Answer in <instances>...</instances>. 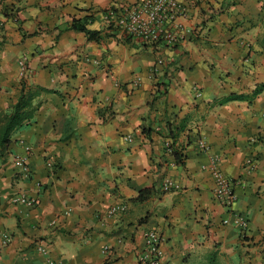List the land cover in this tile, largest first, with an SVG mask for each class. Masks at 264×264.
Wrapping results in <instances>:
<instances>
[{"label": "crops", "instance_id": "0c3cea01", "mask_svg": "<svg viewBox=\"0 0 264 264\" xmlns=\"http://www.w3.org/2000/svg\"><path fill=\"white\" fill-rule=\"evenodd\" d=\"M139 1L0 0V107L12 112L23 91L36 105L0 158V264H140L149 230L162 264H264V0L189 3L178 43L156 47L109 28L106 11ZM89 15L100 41L67 28ZM216 169L234 183L231 208L214 194ZM167 177L180 190L164 192ZM22 193L35 204L14 203ZM119 201L127 209L109 216ZM233 212L247 230L223 223Z\"/></svg>", "mask_w": 264, "mask_h": 264}, {"label": "built area", "instance_id": "2783aa9c", "mask_svg": "<svg viewBox=\"0 0 264 264\" xmlns=\"http://www.w3.org/2000/svg\"><path fill=\"white\" fill-rule=\"evenodd\" d=\"M198 0H140L135 5L129 7L125 11L115 9L109 10L105 15L106 19L110 20L114 27L119 29V36L122 38L132 37L134 41L148 44L151 46L158 45H176L179 41V34L176 30L177 20L188 14L189 3H194ZM165 64L163 58L156 60L157 71L159 66ZM21 76H24L27 70L25 59L19 61ZM134 84L139 85L140 79H134ZM172 140H167L165 146L171 152L170 145ZM198 145L202 150H208L209 146L203 137H199ZM28 156H18L15 158V163L25 178L31 177V169L27 163ZM51 166L52 164L49 163ZM214 176L216 185L214 194L226 207L231 208L236 201L237 194L235 192L234 183L231 179L225 176L221 171L215 170ZM162 189L164 192L178 191L180 185L171 178H166ZM14 203H23L28 206L35 204V199L27 194H19L13 197ZM127 209L125 201H119L112 204L108 210L109 216L122 214ZM224 224H231L239 227L242 231L248 229L249 221L246 215L233 212L229 217L223 220ZM3 242L8 243L10 237L8 234L3 235ZM162 239L156 230H149L145 233V248L142 251L139 262L140 264H162ZM38 251L47 253L41 244L38 245ZM108 250V247L105 248ZM52 262L50 261L49 264Z\"/></svg>", "mask_w": 264, "mask_h": 264}, {"label": "trees", "instance_id": "16d2710c", "mask_svg": "<svg viewBox=\"0 0 264 264\" xmlns=\"http://www.w3.org/2000/svg\"><path fill=\"white\" fill-rule=\"evenodd\" d=\"M109 12L106 11L104 14L106 15ZM94 17L89 15L85 16L80 19H74L71 24L67 27L70 29H74L77 31L85 32L88 36L89 39L91 40H96L100 41L104 37V31L103 30H95L89 28V25L94 22ZM111 22V21H110ZM114 25L111 22L109 28L112 30ZM115 33L111 32L108 33L109 35H114ZM124 41L127 42H132L134 41L132 37H124ZM166 45V44H164ZM168 46V45H167ZM168 87V81L167 79H164L162 81H158L155 84V93L156 94H164L167 91ZM259 89L255 91V94L259 93ZM24 94V95H23ZM22 96L20 97L18 103L16 104L15 109L8 113L4 109L0 107V158L2 160H6L8 155H9V146L11 143V135L12 132L20 126L24 120L29 118L35 109L36 105L33 106V101L32 98L35 95V92H26L23 91ZM233 98V97H231ZM229 99H223L221 102H226ZM170 136L173 138V142L170 145V155L172 157V161L175 162L176 164H184L185 162V154L183 153L182 149H179L178 147L175 146L176 144V137H177V131H172L170 130ZM151 194V191L149 189H144L140 192L138 199L143 200L147 198Z\"/></svg>", "mask_w": 264, "mask_h": 264}]
</instances>
